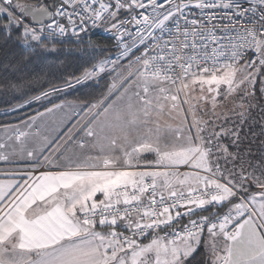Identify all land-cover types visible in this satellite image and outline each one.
Returning <instances> with one entry per match:
<instances>
[{
	"label": "snow or ice",
	"instance_id": "1",
	"mask_svg": "<svg viewBox=\"0 0 264 264\" xmlns=\"http://www.w3.org/2000/svg\"><path fill=\"white\" fill-rule=\"evenodd\" d=\"M0 264H264V0H0Z\"/></svg>",
	"mask_w": 264,
	"mask_h": 264
}]
</instances>
